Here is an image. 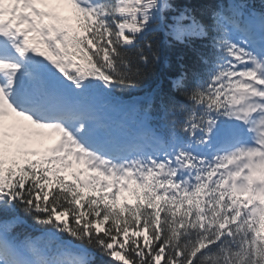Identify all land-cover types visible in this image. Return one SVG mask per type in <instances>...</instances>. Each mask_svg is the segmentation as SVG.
<instances>
[{
    "label": "snow or ice",
    "instance_id": "6c2138e0",
    "mask_svg": "<svg viewBox=\"0 0 264 264\" xmlns=\"http://www.w3.org/2000/svg\"><path fill=\"white\" fill-rule=\"evenodd\" d=\"M98 255L264 264V0H0V264Z\"/></svg>",
    "mask_w": 264,
    "mask_h": 264
},
{
    "label": "trees",
    "instance_id": "16d2710c",
    "mask_svg": "<svg viewBox=\"0 0 264 264\" xmlns=\"http://www.w3.org/2000/svg\"><path fill=\"white\" fill-rule=\"evenodd\" d=\"M252 1H254L257 7L259 8L261 7V0H252ZM175 2L182 4V3H185L186 0H175ZM200 2L212 4V3H215L216 0H200ZM157 39H158V42H161V47L166 53V56H165L166 63L161 65L159 71L156 74L146 79L141 84V87L139 89L135 91L119 93V94L123 95L126 98H130L135 94H142L149 90L153 91L154 93H157L160 87H161V92H162L161 96L170 94V80L175 75L177 60L180 56L184 55V50L181 47L169 48L166 43H162L164 40L163 33L158 34ZM27 222L32 223L31 220H28ZM38 230H39L38 228H32L30 231L31 233H35ZM36 236H40V234ZM96 259H97V264H99V262L102 259H107V258H103L98 255Z\"/></svg>",
    "mask_w": 264,
    "mask_h": 264
}]
</instances>
